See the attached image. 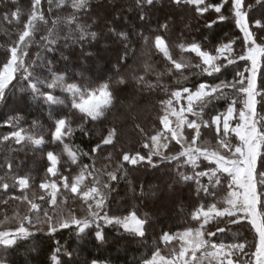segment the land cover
Returning <instances> with one entry per match:
<instances>
[{
	"label": "snow or ice",
	"instance_id": "1",
	"mask_svg": "<svg viewBox=\"0 0 264 264\" xmlns=\"http://www.w3.org/2000/svg\"><path fill=\"white\" fill-rule=\"evenodd\" d=\"M170 2L177 8L193 6L199 18L211 10L215 17L205 19L208 29L218 22L234 21L243 34L239 51L234 47L235 40L208 49L196 39L181 37L172 42L155 30L139 34L142 52L129 64V53L136 57L129 35L109 27L125 44L114 75L92 79L83 72L69 74L48 54L54 56L61 41L65 47H72L96 40L98 34L92 27L97 21L86 22L91 0H30L26 13L16 7V0H9L0 19L15 31L14 38L0 44V103H6L9 94H15L19 87L34 101H42L55 111L51 142L61 152H47L49 164L38 183L26 175H14L11 162L6 163V171L0 174V247L13 248L42 233L56 244L51 264H77L76 248L67 242L61 244L58 233L68 232L80 240L95 225V239L103 243L104 226H113L144 238L148 214L140 216L132 210L122 216L108 215L109 194L113 182L122 179L135 194L133 181L128 179L135 166L157 168L166 164L174 173L172 184L194 185L198 198L213 199L191 213L198 227L174 235L164 233L160 238L165 245L178 241V248L173 246L164 254L157 246L141 258L140 264H264V115L257 111L258 103L264 108V93L260 91L264 89V0H254L262 11L260 18L250 15L253 5L245 0ZM135 3L142 10L139 19L145 21L143 9L152 6L154 0ZM185 26L190 27V22ZM160 28L167 32L169 25L164 23ZM4 34L9 35L8 29ZM34 45L40 49L35 55ZM60 59L67 61L68 57L61 53ZM232 65H236L233 78H222ZM198 74L213 77V82L189 86L190 78ZM129 89L165 93L148 130L138 123V113L132 111L131 104L120 102L119 108L124 111L117 114V93ZM220 100L226 101L225 110L204 119L206 110ZM49 115L53 118L52 111ZM24 119L22 114H15L4 121L11 130L0 137V145L31 143L39 147L45 143L42 135L38 138L22 127ZM124 121L138 130L139 150L125 144L119 126ZM88 124L93 128L102 125L105 130H98L99 141L83 151L68 139L76 131L91 136L92 130L85 126ZM30 127H39L38 121L33 120ZM203 130L211 135L206 136ZM61 156L67 158L68 174L59 170ZM220 191L225 195L216 199ZM232 225L248 227L254 233L251 247L246 240L225 243L210 239L229 231ZM84 264L110 262L92 258Z\"/></svg>",
	"mask_w": 264,
	"mask_h": 264
},
{
	"label": "trees",
	"instance_id": "2",
	"mask_svg": "<svg viewBox=\"0 0 264 264\" xmlns=\"http://www.w3.org/2000/svg\"><path fill=\"white\" fill-rule=\"evenodd\" d=\"M253 1L245 0L246 3L251 2L253 5L250 15L260 18L262 15L260 6L255 5ZM206 2L217 3L219 0H206ZM8 4L9 0H0V14L6 10ZM16 7L26 13L30 7V0H16ZM141 11L140 8L136 7L135 0H91V9L86 22L92 23L93 19L97 21L92 27V30L98 34L96 40L86 41L83 46L76 44L72 47H65L64 42L61 41L57 46L59 51L54 56L53 54L48 55L57 62L59 69H67L69 74L83 72L92 79L98 77L107 79L109 76L114 75L117 60L124 55L125 48V44L108 30L109 27L116 29L117 32L123 31L129 35L130 46L136 50V57H132L129 53V64H132L141 55L142 41L139 40V34L143 32L148 35L155 30H159L160 34L165 35L172 42H177L181 37L186 40L196 39L202 42L206 48L212 49L219 43H227L231 39L236 41L234 47L237 51L240 49L243 34L236 28L234 21L218 22L211 29L204 27L205 19L215 17V13L211 10L205 13L204 18H199L191 5L177 8L171 4L170 0H154L152 6H146L143 9V13L146 15L145 21L139 19ZM189 22L190 27H186L185 25ZM164 23L169 25L167 32L160 28ZM5 29L9 31L8 36L4 34ZM14 31L12 25L0 19V44L14 38ZM37 43H39V35L37 36ZM39 50L34 45L32 48L33 55ZM2 51L0 49V53ZM176 51L178 54V50ZM61 53L68 57L67 61L60 59ZM0 59H2V56H0ZM240 63L243 64V62ZM235 68L236 65L229 66L222 78L231 80L235 74L233 71ZM213 79V77L198 74L191 77L188 83L189 86L197 82L211 83ZM260 91L264 93V89H260ZM56 94L60 95L58 91ZM117 95V114L124 111L123 108H119V103L122 102L126 105L127 100H129L132 111L138 113V123L145 130L150 129L153 124L152 116L159 110L160 99L166 98L165 93L162 91L134 92L131 89L124 93L118 91ZM257 100L260 101V96L257 97ZM226 106L224 100L214 102V105L206 110L207 114L204 119L207 120L211 115L224 111ZM50 111H52L53 118H50ZM257 111L264 115V108L261 107V103H258ZM15 114H22L25 117L21 122L22 127L36 133L38 138L42 135L45 143L39 147L31 143L26 146L9 144L4 147L0 145V174L6 171V163L11 162L14 175L29 176L38 183L45 176L46 167L49 164L47 152L55 151L58 155L61 152V149L51 142V134L55 130L54 118L56 113L50 110L42 101H34L30 95L20 91L18 87L15 94H9L6 103H0V137L11 130L4 125V121ZM109 119H111V116ZM33 120L38 121L39 127L35 129L30 127ZM85 126L92 130L91 136H85L76 131L74 136L68 139V142L79 145L83 151H88L100 139V136L96 134L97 131H104L105 129L99 124L95 128L91 124ZM119 126L123 129L122 138L125 144L134 150H139L140 146L137 143L140 139L138 130H134L130 121H124ZM73 127H75V122H73ZM203 131L211 135L208 130ZM66 159L65 156H61V164L58 166L64 174H68L69 171L68 165L65 163ZM84 161L88 162L87 158H84ZM203 164H207V161H204ZM97 166H99V163ZM72 167L76 168L75 165ZM129 168L132 169V166H129ZM170 169L171 166L166 164H161L157 168L135 166V170H130L128 177L133 181L136 189L134 195L126 180L122 179L118 183L113 182V190L109 194L106 208L108 215L122 216L132 210H136L140 216L147 213L150 219L148 225H146L147 231L144 238L129 235L122 229L117 230L113 226H104L105 241L101 243L95 239V225L88 230V234L83 239L78 240L74 235L70 237L68 232L58 233L56 238L60 240L61 244L67 242L71 247L76 248L75 258L77 264H84L86 260L92 258H100L109 261L110 264H140L141 258L148 255L155 247L158 246L163 249L167 246L160 239L164 233L174 235L188 227H198V222L192 220L191 213L200 204L206 201L210 203L213 199L212 196H208L206 200L198 198L195 194L194 185L172 184L171 177L174 173ZM152 179L158 180L160 184L161 181H167L169 185H172L171 191H174L178 197L176 204L169 206L173 209L170 212L166 211L160 219H155L154 216V212L162 205L160 198L156 199L155 196L157 193L160 196L163 194L164 186L163 183L161 185L156 183V185L146 189L148 181ZM8 182L12 183L11 180ZM141 186H143V194H141ZM222 187L225 186L222 185ZM14 193L19 194L18 190H14ZM203 195L202 193L201 197ZM223 195L225 193L220 191L215 198L220 199ZM253 235L254 233L248 227L232 225L229 231L218 233L216 237L210 239L214 242L225 243H232L237 239L241 242L246 240L248 246L251 247ZM55 247L56 244L52 238L38 233L26 241H21L13 248L4 249L0 247V264H51L50 256ZM61 258L67 259L66 257Z\"/></svg>",
	"mask_w": 264,
	"mask_h": 264
},
{
	"label": "rangeland",
	"instance_id": "3",
	"mask_svg": "<svg viewBox=\"0 0 264 264\" xmlns=\"http://www.w3.org/2000/svg\"><path fill=\"white\" fill-rule=\"evenodd\" d=\"M133 96H135V95L133 94ZM129 103H130V101L127 100L126 105H128ZM204 133H205L206 136H210V134H207L206 132H204ZM161 182L163 183V184L162 183L161 184L164 186L163 187L164 192H163V194L161 196L159 195V193H157L156 196H155V198L156 199H159L160 198V201H161V204L162 205H161V207H159V209L156 210V212H154L155 219H160L161 217H163L164 216V213L166 211L167 212H170L173 208L172 207L169 208V206H173L178 201V197L174 193V191L172 192L171 190H169V187H168L169 186V183L167 181H161ZM156 183L158 185H161L158 182V180H156V179L149 180L148 183H147V185H146V189L151 188L153 185H156ZM173 246H175L176 248H178L179 247V242L178 241L177 242L173 241L171 244L165 246L162 249L163 250V253L166 254L167 251H168V249L172 248Z\"/></svg>",
	"mask_w": 264,
	"mask_h": 264
}]
</instances>
